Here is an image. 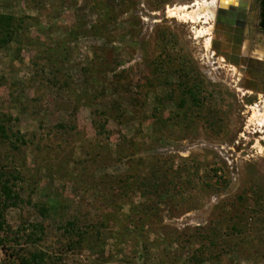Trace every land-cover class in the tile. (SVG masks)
I'll list each match as a JSON object with an SVG mask.
<instances>
[{
	"label": "rangeland",
	"instance_id": "374dc122",
	"mask_svg": "<svg viewBox=\"0 0 264 264\" xmlns=\"http://www.w3.org/2000/svg\"><path fill=\"white\" fill-rule=\"evenodd\" d=\"M196 1L0 0V15L23 20L0 48V124L11 137H0V160L23 200L6 210L21 232L0 260L18 264L17 252L38 245L51 264H264V120L253 117L264 116V94L214 57V18L174 14ZM151 172L167 184L164 199L150 204L136 183L118 197L124 179ZM77 208L83 224L113 217L94 251L68 250L59 229ZM34 223L44 227L35 245L23 240Z\"/></svg>",
	"mask_w": 264,
	"mask_h": 264
},
{
	"label": "trees",
	"instance_id": "16d2710c",
	"mask_svg": "<svg viewBox=\"0 0 264 264\" xmlns=\"http://www.w3.org/2000/svg\"><path fill=\"white\" fill-rule=\"evenodd\" d=\"M262 8H264V0H258ZM22 19H16L10 14H1L0 15V48L4 47L8 41L11 39V35L15 33L22 24ZM105 88V87H104ZM196 86L192 89L191 86L186 88V93H190L193 100L197 101V91ZM105 92L103 88H99V95H104ZM184 99L180 102V105H183ZM112 108L114 111H116L119 115H124L123 110L121 109V106L118 102V100L112 101ZM61 126V125H60ZM8 128L4 124H0V137L1 138H8L10 139V135L7 133ZM14 132H11V135ZM16 133H19L18 131ZM17 140H20L22 143H25L24 135L19 134L16 138ZM11 145L14 148H18L17 144L10 141ZM19 179V175L15 171H11L8 169V165H3L0 160V246L4 247L5 245L9 244L10 247H12L13 244L18 243L19 235L21 232V227L18 229L12 230V227L9 225V223L6 220L5 213L6 210L10 207L18 206L20 202L22 203L23 200L21 196L18 194V191L16 190L17 182L16 180ZM124 183L119 186L117 190L118 197L123 199L125 197H130L134 194L133 190H130L131 185L136 183L134 186L139 190V192L142 194L143 197H146L147 202H150V204L153 202L154 197H158V199H164L169 192L167 189L163 192L160 190L161 187H166V182L161 181L155 174V172H151V177H145L143 179L135 178L134 176L131 178L124 179ZM166 184V185H165ZM62 198L65 197H71L73 198V194L65 193L62 194V192L59 194ZM95 197L100 198L99 195H95ZM112 199L110 202H108L105 199L104 204L106 209H109L110 205L112 204ZM28 203H31L30 200ZM70 205L69 201L62 202L60 200V209L61 213H63V210L68 208ZM149 204L146 202H143L140 206L143 210H146V207ZM36 211L40 214H46L50 210V206L45 204H33ZM152 206L153 209L155 206ZM148 206V207H149ZM79 208H77L69 217L66 223L63 226H60L59 229L62 230V236L67 239V249L73 250L74 246H77L80 248H89V250L94 251V242H99L105 244L104 240L102 239L101 235V228L106 227L107 220L113 219L111 214L105 213L102 218H98V222H92L83 224V220L81 217L77 214L79 213ZM147 213H149L147 208ZM64 214V213H63ZM105 216V217H104ZM92 220V219H91ZM32 232L28 233L26 235V238H24V242L31 243V244H37L39 243L43 236H44V227L42 224L34 223L32 224ZM26 229V228H25ZM112 236L118 238V235H116V232H111ZM74 237H77L75 240ZM96 239V240H95ZM76 242V245L73 243ZM36 248L26 251L22 254H19L18 252L15 254V258L18 261V264H51L52 260L50 254L37 246ZM13 249V248H12ZM218 255L210 256V258H217ZM207 257H199L196 254L192 255L193 260H197L199 262L203 261ZM63 260V258H57ZM51 261V262H50ZM0 264H7V262H4L0 260Z\"/></svg>",
	"mask_w": 264,
	"mask_h": 264
},
{
	"label": "water",
	"instance_id": "95a60500",
	"mask_svg": "<svg viewBox=\"0 0 264 264\" xmlns=\"http://www.w3.org/2000/svg\"><path fill=\"white\" fill-rule=\"evenodd\" d=\"M222 1H224L223 6H221V0H217L218 5L213 17L214 38L212 46L216 53L214 57L223 56L226 63L235 66L237 70L245 74L243 86L246 89L264 94V60L254 56H246L242 52L248 12L253 10L255 12L254 20L257 19L259 7L256 0H234L236 4H233V0L230 4L228 0ZM254 27H256L255 23ZM226 39H233V42L226 43ZM258 81L262 83L261 86L256 85Z\"/></svg>",
	"mask_w": 264,
	"mask_h": 264
},
{
	"label": "bare ground",
	"instance_id": "6f19581e",
	"mask_svg": "<svg viewBox=\"0 0 264 264\" xmlns=\"http://www.w3.org/2000/svg\"><path fill=\"white\" fill-rule=\"evenodd\" d=\"M235 1L233 0V4H236ZM216 2H217V0H210V1L209 0H202V2L196 1L192 5L179 6L177 8V11H176V9H174V14L175 15H179V17H182L183 19L189 20V21H192V22H196V21H198L199 19L202 18V19H204V22L207 24V23H210L209 20L213 19V17H214V12H215V9H216V7L218 5ZM229 2L231 3L232 0H230ZM223 4H224V1L221 0V6H223ZM248 6H249V4H248ZM224 7H227V6H224ZM246 21H247V19H246ZM206 30H207V32L205 33L206 35L211 34L212 25L208 26ZM200 32H201V30H200ZM225 41H227L226 43L233 42V39L232 40H227L226 39ZM212 42H213V38L209 37L208 40H207V45L208 46H212ZM243 48H244V42L242 43V52L244 54ZM244 55L249 56V55H247V53L244 54ZM251 56H254V55L252 54ZM254 57H257V58H260V59L264 60V58H262V57H258V56H254ZM256 85L257 86H261L262 83L258 81L256 83ZM253 117H254V119H257L258 121L259 120L260 121L264 120V116L261 113H258V111L254 114Z\"/></svg>",
	"mask_w": 264,
	"mask_h": 264
},
{
	"label": "flooded vegetation",
	"instance_id": "af4514ba",
	"mask_svg": "<svg viewBox=\"0 0 264 264\" xmlns=\"http://www.w3.org/2000/svg\"><path fill=\"white\" fill-rule=\"evenodd\" d=\"M256 3L259 7V11L257 13V19L254 20V15L255 12L252 10L250 12H248L247 15V24L245 26V33L243 35L244 40L249 39L251 42V45H249V49L245 50V46L243 48L244 54H246V51L248 52L247 54L249 56L252 55V48L253 46H259L261 48V50L264 52V8H262V6L260 5L259 1L256 0ZM252 7V6H250ZM254 23L256 24V27H254ZM248 43V41H247ZM259 43V44H257ZM249 44V43H248ZM245 77V76H243ZM243 77L241 78V80H243ZM243 83V82H241ZM240 83V84H241Z\"/></svg>",
	"mask_w": 264,
	"mask_h": 264
}]
</instances>
